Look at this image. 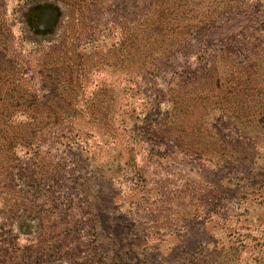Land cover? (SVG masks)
<instances>
[{"label":"rangeland","instance_id":"1","mask_svg":"<svg viewBox=\"0 0 264 264\" xmlns=\"http://www.w3.org/2000/svg\"><path fill=\"white\" fill-rule=\"evenodd\" d=\"M18 1L0 0L2 74L34 90L49 89L46 64L60 56L71 64L57 84L63 96L48 90L44 98L78 109L100 103L108 111L90 117L65 107L61 116L76 123L78 135L29 131L31 147L17 146L14 161L0 171V264H264V95L254 106L263 114L245 124L221 120L218 104L203 105L200 115L195 103L192 120H201L206 131L199 140L191 134L188 153L204 149L217 156H186L172 132L135 143L119 128L121 121L132 127L133 115H120L117 107L131 102L142 110L140 118L149 108L144 95L154 90L142 82L140 65L124 64L118 26L139 22L145 0H86L82 19L52 0L61 17L44 38L23 21ZM200 1L217 11L233 2L192 0V7ZM220 19L227 23L226 16ZM238 20L228 29H237ZM216 38L188 37L189 46L156 71V86L167 94V77L177 79L188 68L203 77L200 67L209 63L204 55ZM129 88L137 90L134 97L128 98ZM66 137L76 142L70 149Z\"/></svg>","mask_w":264,"mask_h":264},{"label":"trees","instance_id":"2","mask_svg":"<svg viewBox=\"0 0 264 264\" xmlns=\"http://www.w3.org/2000/svg\"><path fill=\"white\" fill-rule=\"evenodd\" d=\"M61 1L68 7L70 15L75 13L80 19L86 18V0ZM232 1L230 5H226L227 11H217L218 9L210 6L207 8L208 5L203 9L202 1L194 8L192 0H145L142 6L143 18L139 22L131 21L127 26H118L121 37L117 49L124 48L126 51L127 60L124 64L129 68L140 65V76L144 75L142 82L150 84L154 90L151 95H144V104L149 105V108L140 118L142 110L131 102L117 107L120 115H133L132 127H127L125 121H121L123 126L119 127L122 131L129 130L127 139L136 143L147 136H154L151 137V140H154L158 132H172L177 140L176 146L184 149L186 156H206L207 159L217 156L218 153H209L204 149L188 153L194 148V137L191 134L199 140L206 131L201 120H192L195 103L199 104L200 115L204 111L203 105L218 104L217 110L221 120L230 116L229 119L232 118L241 124L252 122V118L263 114L254 106L261 105L264 95V0ZM214 2L221 3L219 0ZM221 16L228 18L225 25H221ZM236 18H239L237 29H228V24ZM224 28L228 29V33L222 32ZM208 35H216L217 38L210 42V53L206 52L204 55L209 63L204 66L205 70L200 67L203 77H198L188 68L184 70L185 74L179 75L177 79L172 75L167 77V94L157 87V81L154 79L157 76L156 71L169 64L168 59L170 61L180 49L189 46L188 37ZM202 44H205L203 40ZM212 44L217 46L220 52L212 48ZM234 56L241 57L242 63L246 64L239 65L227 61L228 57L232 59ZM56 58L59 61L55 59L56 62L45 63L49 66L46 79L50 78L51 86L42 91L26 87L19 77H10L2 74L3 71L0 70V82L7 84H3V87L0 85V171L14 161L18 145L28 146V149L31 147L29 131L40 133L49 130L54 133L67 130L78 135L81 129L76 123L61 116L65 107H70L74 112L81 111L90 117L96 114L98 109L108 111V106L100 103H90L78 109L69 103H53L48 101V97L44 98L48 90L53 93L54 98L63 96L58 92L57 84L67 72V67L71 68V64L65 65L63 60L60 61V56ZM162 59H165L164 64H161ZM137 78L138 76H135L131 79L135 81ZM193 85H196L195 89ZM99 90L106 91L102 86ZM136 91L129 88L128 98L134 97ZM92 96H97V93L92 92ZM43 114L53 118L41 119L40 115ZM137 128H142L146 134L138 133ZM212 129H215V126H212ZM17 130L20 131L18 135L15 132ZM75 143L68 139L66 145L70 149Z\"/></svg>","mask_w":264,"mask_h":264},{"label":"flooded vegetation","instance_id":"3","mask_svg":"<svg viewBox=\"0 0 264 264\" xmlns=\"http://www.w3.org/2000/svg\"><path fill=\"white\" fill-rule=\"evenodd\" d=\"M15 8L33 35H53L61 17V8L52 0H19Z\"/></svg>","mask_w":264,"mask_h":264}]
</instances>
